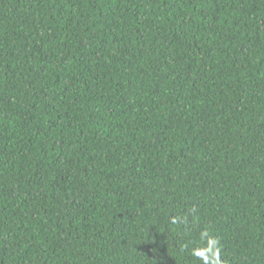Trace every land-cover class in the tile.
<instances>
[{"label": "trees", "instance_id": "16d2710c", "mask_svg": "<svg viewBox=\"0 0 264 264\" xmlns=\"http://www.w3.org/2000/svg\"><path fill=\"white\" fill-rule=\"evenodd\" d=\"M0 264H264V0H0Z\"/></svg>", "mask_w": 264, "mask_h": 264}]
</instances>
